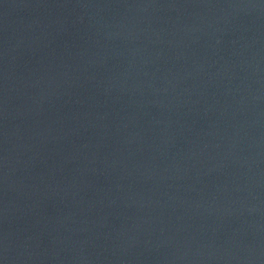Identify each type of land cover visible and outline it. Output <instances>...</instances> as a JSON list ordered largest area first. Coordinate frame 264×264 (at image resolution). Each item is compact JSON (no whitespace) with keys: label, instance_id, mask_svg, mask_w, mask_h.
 <instances>
[{"label":"water","instance_id":"1","mask_svg":"<svg viewBox=\"0 0 264 264\" xmlns=\"http://www.w3.org/2000/svg\"><path fill=\"white\" fill-rule=\"evenodd\" d=\"M0 264H264V0H0Z\"/></svg>","mask_w":264,"mask_h":264}]
</instances>
